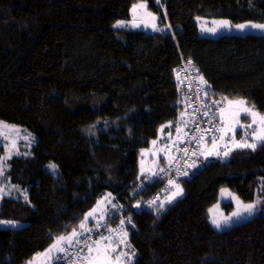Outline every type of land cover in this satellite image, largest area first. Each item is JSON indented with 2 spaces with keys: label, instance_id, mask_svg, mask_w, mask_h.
Instances as JSON below:
<instances>
[{
  "label": "trees",
  "instance_id": "16d2710c",
  "mask_svg": "<svg viewBox=\"0 0 264 264\" xmlns=\"http://www.w3.org/2000/svg\"><path fill=\"white\" fill-rule=\"evenodd\" d=\"M135 1L0 0V119L35 136L29 154L9 160L6 176L27 198L0 199V220L24 222L0 227V264H27L78 230L105 193L116 205L109 218L137 186L155 184L139 160L161 125L182 118L173 78L182 57L207 82L208 98H243L264 114V33L205 38L194 21L264 22V0H162L170 32L115 27ZM217 156L198 158L166 190L153 187L156 203L114 220H126L124 264H264V207L219 231L207 218L221 187L264 203V142ZM49 162L58 175L45 170ZM176 185L182 194L163 203Z\"/></svg>",
  "mask_w": 264,
  "mask_h": 264
},
{
  "label": "rangeland",
  "instance_id": "374dc122",
  "mask_svg": "<svg viewBox=\"0 0 264 264\" xmlns=\"http://www.w3.org/2000/svg\"><path fill=\"white\" fill-rule=\"evenodd\" d=\"M156 1L159 4L158 12L151 10L148 7L146 0L135 1L134 3H132L129 9V17L126 19L117 20V21H123L124 24L121 26H116L117 24V21H116L114 23V26L115 27H129L133 29L143 30L146 32H155V31L170 32L172 29L165 16V6L163 5V1L162 0H156ZM134 5L136 6L135 8L133 7ZM153 17H155V19H153ZM224 20L229 21L231 26L220 28L218 27L216 23H214V22H219V21H224ZM194 21L197 24L198 35L200 37H205V38H216L219 35L224 34V33L236 34V35H243L249 32L259 33V34L264 33V29H256V28H252L251 26H248L245 29H238L234 27L235 25H240V24H246V25L264 24V22L243 21V22L233 23L226 17H211L210 18V17H203V16H195ZM133 24H137L139 26L133 27ZM212 28H216L217 31L216 32L207 31V29H212ZM156 29H159V30H156ZM239 100H244V99L243 98H232V99L224 100L225 103L223 107V110H224L223 122H222V119L220 118L221 127L217 134V137L215 138L217 141V146L214 149V154L210 155V157L212 156L218 157L217 155H220V157L224 158L225 156L223 155V153L225 151H228V149L230 148L231 149L234 148L233 146L234 141L245 140L249 144L259 143L253 139V132L259 131L262 127H264V125L260 123L259 117L256 118V123L253 125L252 128H245V127L237 126L234 133L233 131L229 130L224 135V140H220V137L223 134L221 132V129L227 128L230 125L235 123V120L233 119V114L236 111H238V107L235 104L230 103V102H235ZM246 107L258 113L259 115L264 116L263 113L258 112L252 105L247 103ZM236 119L239 120V125L253 124V117L250 114L247 116L241 115L239 117H236ZM0 121H3L6 125V127H3L2 129H0V132L3 133L2 135H0V169L3 170V174H0V190H2L0 191V199L2 197H8V196H14V197L19 196V197L25 198L27 196V189L22 188L19 185L10 183L6 176V171L9 167V160L13 156L27 155L30 153L31 147L33 143L35 142V136L23 125L9 122L3 119H0ZM163 125H169V123L163 124ZM161 126L159 127V135H161L160 137L162 138V135H165V133L161 131ZM156 139H158V136ZM156 139L153 140V141H156V143L154 144V146L153 145L152 146L153 148L158 149L162 143V139H160L159 141H157ZM208 145H209L208 147L202 150L203 156H205V160L209 156L207 155V152L213 151V143L211 142ZM152 149L150 150L144 149L142 151V154L139 160L140 172L141 173L144 172L146 176L149 175L151 178H153L152 174L154 173L153 164L149 162L148 156L152 153ZM164 151L167 157H169L171 153L170 143L168 144V147ZM147 153H150V154H147ZM202 153L200 157L202 156ZM50 164H55V163L53 162L47 163L44 167L45 170L51 173L52 175H55V176L58 175L59 173L58 167L56 168L55 173H54L53 170L49 168ZM222 189H225L227 191L222 192ZM176 191H177L176 187H174L171 190L168 189V191H166L165 193V197H163L161 201L163 203H167L168 197L173 196V194ZM107 194H109V192L105 193L97 200V201H101L99 205L96 202L95 205L87 212V213L91 212L93 208L96 209V212L92 216V218L96 216H102L105 213L104 208L108 207V205L110 204L111 198H112L111 196L108 197ZM105 197H107V202H105ZM257 201H259V203H257ZM246 204L256 205L255 210L251 214L242 211L243 205H246ZM263 207H264V203L261 200V198L258 197L257 194H255L252 200L244 201L236 194V192L232 191L228 187H221L218 192L217 199L207 209V218L212 228L219 231V230L229 228L230 226L238 224L245 220H248L249 218L259 213L261 209H263ZM238 210H241V215L238 217H232L231 214ZM226 216L230 217L229 221L226 224L222 223L219 229L213 225L212 223L213 219L222 222L224 217ZM105 218H108V217H105ZM9 221L13 222V224L0 223V227L19 228L24 225V222H20V221L0 220V222H9ZM123 221H124L123 224L120 221L115 226H112L107 231H104L95 237L94 241L90 244L92 245L94 249L91 254L92 257H95L97 255V251H96L97 248L99 249V253L101 256H103L105 248H115L116 250L114 252H111L109 256L111 264H117V259H116L117 257L120 258L118 264H124L123 257H125V255L120 248V246H123L125 242V233H126V230H125L126 222L125 221L126 220H123ZM61 236L67 237V235H59L54 239L52 244H54L57 238ZM102 237L105 239L101 240ZM97 241H100L99 245L95 243ZM43 253H45V250L34 254V257H32L30 261H34V264H46V261L49 259V256L45 257L43 255H39V256L37 255V254H43ZM86 256L87 257L89 256L88 249L86 251ZM29 262L27 264H29ZM85 264H89V260H86Z\"/></svg>",
  "mask_w": 264,
  "mask_h": 264
},
{
  "label": "built area",
  "instance_id": "2783aa9c",
  "mask_svg": "<svg viewBox=\"0 0 264 264\" xmlns=\"http://www.w3.org/2000/svg\"><path fill=\"white\" fill-rule=\"evenodd\" d=\"M191 61V63H189ZM173 78L176 87L182 92L183 120L187 123L183 131L181 141L176 147L171 160L162 163L158 166L153 176L155 184L149 187L144 185L137 186L132 192L133 200L129 205L115 211L114 215L103 220H97L92 223L88 228L91 232L85 233L81 237L80 244L69 246L67 248V255L58 253L49 264H85L87 248L83 245V240L88 239L89 245L94 241L95 237L105 229L111 227V224L117 218H122L124 212L129 210H140L147 206L153 205L158 200V193H154L153 187L160 186L163 190L168 188L169 180L178 181L179 179L187 176L190 172V165H196L202 150L212 142L213 138L217 137L220 130V116L221 109L224 107L223 98H208V88L201 81L200 73L194 66V62L189 57H182L180 63L173 69ZM213 101L218 103L213 104ZM208 112L205 116L203 113ZM209 129H216L209 131ZM201 134H204L203 140H200ZM187 149V154L185 153ZM163 169V171H160ZM184 173H187L185 175ZM148 195V196H147ZM138 205V206H137ZM100 227H97V223ZM79 232V230L77 231Z\"/></svg>",
  "mask_w": 264,
  "mask_h": 264
},
{
  "label": "snow or ice",
  "instance_id": "6c2138e0",
  "mask_svg": "<svg viewBox=\"0 0 264 264\" xmlns=\"http://www.w3.org/2000/svg\"><path fill=\"white\" fill-rule=\"evenodd\" d=\"M143 6V5H142ZM134 8L136 7L135 5L133 6ZM153 19H155V17H153ZM218 25V27L220 28H224V27H230V22L229 21H219V22H214ZM124 22L123 21H117V24L116 26H121L123 25ZM139 25L137 24H133V27H138ZM248 26H251L252 28H256V29H264V24H251V25H246V24H240V25H235L234 27L238 28V29H245L246 27ZM155 27V26H154ZM156 30H159V29H156ZM207 31H211V32H216L217 29L216 28H212V29H207ZM189 63H191V61H189ZM201 81L206 84L207 82L206 81H203V77L200 78ZM218 102L216 101H213V104H216ZM230 103H233L235 104L237 107H238V111H236L234 114H233V119L235 120V123L230 125L229 127L227 128H224V129H221V132L223 133L220 137V140H224V135L229 131H233V133L235 132V129L237 126H240V127H245V128H252L253 125L256 123V118L259 117V121L262 125H264V116H261L259 115L258 113L252 111L251 109H249L248 107H246L247 105V101L245 100H239V101H235V102H230ZM223 112L224 110L221 109V119H222V122H223ZM205 116H207L209 113L208 112H204L203 113ZM251 115L253 117V124H248V125H239V120L236 119V117H239L241 115H244V116H247V115ZM182 116H183V113H182ZM171 124V122H169V125ZM169 125H163L161 126V131H163V129L165 127H168ZM3 127H6L5 123L3 121H0V129H2ZM216 129H209V131H215ZM181 129L180 128H177V132H180ZM3 133L0 132V135H2ZM204 138V134H201L200 136V140H203ZM253 139L257 142H264V127H262L259 131H254L253 132ZM153 144L156 143V141H153L152 142ZM212 143H213V151H208L207 152V155H213L214 154V149L216 148L217 146V141L215 138H213L212 140ZM235 148H255L257 147V144L256 143H247L245 140H241V141H234V145H233ZM143 151V150H142ZM185 153L187 154V149L184 150ZM232 151V149H228V151H225L223 153V155L225 157H227L230 152ZM195 165H190V167H194ZM49 168H51L53 170V172L55 173V170L57 168V166L55 164H50L49 165ZM143 171V169H142ZM160 171H163V169H160ZM0 174H3V170L0 169ZM185 175H187V173H184ZM153 176L156 175V173H153L152 174ZM174 181L172 180H169V184H173ZM176 188H177V191L173 194V196L171 197H168V202L170 203L173 199H175L176 197L180 196L182 194V189L179 188V185H176ZM2 191V190H0ZM227 190L225 189H222V192H225ZM108 197L111 196V194H107ZM27 198V197H25ZM238 199V198H237ZM105 202H107V197H105ZM101 203V201H97V204L99 205ZM257 203H259V201H257ZM138 206V205H137ZM164 205L161 204V207H163ZM113 208L116 207V205H113L112 206ZM255 207L256 205L255 204H246V205H243V208H242V211L243 212H246V213H249L251 214L254 210H255ZM105 213L108 212V209L105 208L104 209ZM96 212V209L93 208V210L89 213H86L85 214V217H84V220L81 222V224L79 225V228L81 229V231L77 232L75 229L72 230L71 234L67 237H64V236H61V237H58L56 242L52 245L49 246L48 249L45 250V253L43 254H37L38 256L39 255H43L45 257L47 256H50V254L55 251L57 253H64L65 255H67V248L64 247V244L67 243L69 246H73L74 244H80L81 243V237L84 236L85 233H88V232H91L92 230L89 229V228H86L85 227V224L88 222L89 218L92 217ZM241 215V210H238V211H235L231 214L232 217H238ZM101 220L104 219V217H101L100 218ZM230 217H224L223 221H217L215 219L212 220V223L213 225L216 227V228H220L222 223H227L229 221ZM130 222V220H129ZM0 223H5V224H13V222H0ZM121 223L123 224L124 221L122 220ZM97 227L99 228L100 227V223L98 222L97 223ZM127 237V234L125 233V238ZM105 238H101V240H103ZM123 242V241H122ZM97 245L100 244V241H97L95 242ZM83 245L84 247H86L88 249V253H89V256L88 257H85L84 259H87L89 260V264H111L110 262V259H109V256H110V253L111 252H114L116 249L115 248H105L104 249V254L103 256L100 255L99 253V249L97 248L96 251H97V255L95 257H92V252H93V247L92 245H89L88 243V239L85 238L83 240ZM123 255V254H122ZM117 259V264L119 262V257L116 258ZM29 264H34V261H30Z\"/></svg>",
  "mask_w": 264,
  "mask_h": 264
},
{
  "label": "crops",
  "instance_id": "0c3cea01",
  "mask_svg": "<svg viewBox=\"0 0 264 264\" xmlns=\"http://www.w3.org/2000/svg\"><path fill=\"white\" fill-rule=\"evenodd\" d=\"M220 118H221V116H220ZM220 123H221V119H220ZM186 126H187V123L183 120V117H182L179 120L173 121L168 127H165L163 129V133H165V135H162V138L160 137L161 135H159V133H158V139H156V140L159 141L160 139H162L161 145L159 146L158 149L157 148L155 149V148H153L154 144L151 143L150 148H148V149L150 150V149L153 148L152 149V153L153 154L151 153L152 154L151 155L150 153H147V154H150L149 156L148 155L147 156L149 157V162H151L153 164V172L163 162H167V161L171 160V158L173 157V154H174V152L176 150L177 145L181 141L182 134H183V131L185 130ZM177 128H180L181 131L180 132H177ZM169 143L171 145V153H170L169 157H167V155L164 153L165 152L164 150H166V148L168 147V144ZM208 146L209 145H207L206 147H208ZM141 154H142V151H141ZM208 158H210V156H208ZM201 159H203L205 161V156H203V153H202ZM142 173H144V172H142ZM112 206H113V197L111 198V201H110V204L108 205V207H106L108 209V212L107 213H104L102 216H96V217H93V218L91 217L88 220V222L85 224V227L88 228L95 221L101 220L100 219L101 217H104V219H105V217H107L108 214L110 213V210H111ZM110 228H108V229H110ZM108 229H105L104 231H107ZM78 230L80 231L81 229L79 228ZM78 230H76V231H78ZM70 234H67V236H69ZM65 244H67V243H65ZM57 254H58L57 252L53 251L50 254V256H49V259L46 261V264H49Z\"/></svg>",
  "mask_w": 264,
  "mask_h": 264
},
{
  "label": "water",
  "instance_id": "95a60500",
  "mask_svg": "<svg viewBox=\"0 0 264 264\" xmlns=\"http://www.w3.org/2000/svg\"><path fill=\"white\" fill-rule=\"evenodd\" d=\"M202 164H200V166H201Z\"/></svg>",
  "mask_w": 264,
  "mask_h": 264
},
{
  "label": "clouds",
  "instance_id": "9594fccd",
  "mask_svg": "<svg viewBox=\"0 0 264 264\" xmlns=\"http://www.w3.org/2000/svg\"><path fill=\"white\" fill-rule=\"evenodd\" d=\"M201 158V157H200Z\"/></svg>",
  "mask_w": 264,
  "mask_h": 264
}]
</instances>
